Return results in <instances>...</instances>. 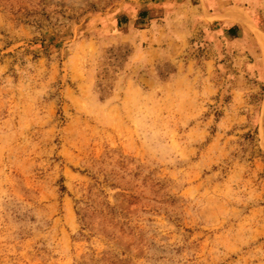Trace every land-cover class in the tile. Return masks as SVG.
<instances>
[{"label": "rangeland", "instance_id": "1", "mask_svg": "<svg viewBox=\"0 0 264 264\" xmlns=\"http://www.w3.org/2000/svg\"><path fill=\"white\" fill-rule=\"evenodd\" d=\"M257 31L264 0H0V264H264Z\"/></svg>", "mask_w": 264, "mask_h": 264}, {"label": "bare ground", "instance_id": "2", "mask_svg": "<svg viewBox=\"0 0 264 264\" xmlns=\"http://www.w3.org/2000/svg\"><path fill=\"white\" fill-rule=\"evenodd\" d=\"M257 36H258V39H259L261 45L264 47V34L260 31H257Z\"/></svg>", "mask_w": 264, "mask_h": 264}, {"label": "trees", "instance_id": "3", "mask_svg": "<svg viewBox=\"0 0 264 264\" xmlns=\"http://www.w3.org/2000/svg\"><path fill=\"white\" fill-rule=\"evenodd\" d=\"M140 16L145 19L149 16V12L148 11L141 12Z\"/></svg>", "mask_w": 264, "mask_h": 264}]
</instances>
